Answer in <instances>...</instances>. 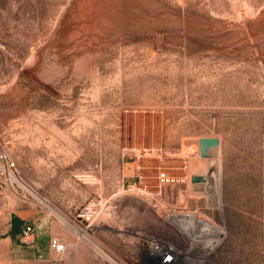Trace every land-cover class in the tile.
Listing matches in <instances>:
<instances>
[{
  "label": "rangeland",
  "instance_id": "1",
  "mask_svg": "<svg viewBox=\"0 0 264 264\" xmlns=\"http://www.w3.org/2000/svg\"><path fill=\"white\" fill-rule=\"evenodd\" d=\"M0 145L52 209L0 194V264H143L173 210L218 226L189 262L264 264V0H0Z\"/></svg>",
  "mask_w": 264,
  "mask_h": 264
},
{
  "label": "built area",
  "instance_id": "2",
  "mask_svg": "<svg viewBox=\"0 0 264 264\" xmlns=\"http://www.w3.org/2000/svg\"><path fill=\"white\" fill-rule=\"evenodd\" d=\"M6 189H11L13 193L18 195L23 200L31 202L33 204H40V207L46 210H50V204L43 199L37 191L27 184L19 175L16 162L12 159L9 153L0 145V194L3 193ZM49 211V212H50ZM54 212V211H53ZM178 212L181 217H184V221L187 222L188 218H190L189 213L190 211H169L167 212L168 216H165L169 222L178 227L183 226L181 221L183 220H176L174 221L169 217L170 214ZM198 214V213H197ZM58 215H60L58 213ZM171 216V215H170ZM206 222H211L208 220L204 215L198 214L197 219L194 222V227L198 232H201L204 224ZM33 227L28 225L25 229V234L31 238L33 235ZM137 234L140 236V239L145 246V251L142 257L143 264H180L182 260H187V249L191 246L198 248V252L205 251L206 255L208 254V250L213 249L215 244L212 239V235L210 232L204 233L201 232V236L196 240L190 241V246L187 247L186 245L180 246L176 243L159 237L152 233H139ZM209 240V241H208ZM198 241V242H196ZM204 241H207L205 243ZM92 248L95 250L96 253L104 256L106 260H108L111 264H118L110 255H108L101 247L97 244L93 243L92 241L89 242ZM50 246L54 251L56 258L58 260L63 259V255L67 250V244L58 236H53L50 239ZM197 251V249H196ZM200 255V253H199Z\"/></svg>",
  "mask_w": 264,
  "mask_h": 264
},
{
  "label": "bare ground",
  "instance_id": "3",
  "mask_svg": "<svg viewBox=\"0 0 264 264\" xmlns=\"http://www.w3.org/2000/svg\"><path fill=\"white\" fill-rule=\"evenodd\" d=\"M202 158H204V159H201L200 161H199V167H198V171L200 172H204V171H206V172H208V176L211 174V176H213L212 177V179L210 178V180H211V182L215 179L216 181H214V182H212V186H211V190L210 191H212V192H214L215 190H216V192L217 191H219V188H218V186H219V184H218V182H219V179H216L217 178V176H218V174H217V172H216V170H217V168H218V163L216 162V159H214L213 157H209V156H202ZM206 161H208V163H206ZM214 169H215V171H214ZM199 174V173H198ZM217 194H218V192H217ZM215 202V201H214ZM57 212V211H56ZM190 215V218H188L187 220V222H185L183 219H184V217H181V219H180V214H172L171 216H170V218L171 219H173L174 221H176V220H183V221H181V223H182V225L183 226H180V228L183 230V232L187 235V237H189L191 240H196V236H195V234L193 233V229H194V222H195V220L197 219V216L196 215H192V214H189ZM210 219V218H209ZM206 224H208V226L210 227V234H213V231H216L217 230V228H218V226L216 225V224H214L213 222H206L204 225H206ZM204 228V227H203ZM202 228V229H203ZM221 230H219L218 232H220ZM80 232L81 231H78V233L80 234ZM80 236L82 237L83 236V233L82 234H80ZM205 242V241H204ZM196 252V250H195V247L194 246H191L190 248H188L187 249V260H182L181 262H180V264H193V262L191 263V262H189L188 261V259L192 256V255H194V253ZM198 251V250H197ZM201 253H203V254H205L206 252L205 251H200V254ZM191 259V258H190Z\"/></svg>",
  "mask_w": 264,
  "mask_h": 264
},
{
  "label": "crops",
  "instance_id": "4",
  "mask_svg": "<svg viewBox=\"0 0 264 264\" xmlns=\"http://www.w3.org/2000/svg\"><path fill=\"white\" fill-rule=\"evenodd\" d=\"M27 207H28L27 208L28 210H26L28 212L26 213L27 218L28 220H31L36 224L37 234L40 232V228L42 230L46 228L48 224L51 225L53 223V221L50 220V218L45 214L44 211L38 210L34 206H30V205Z\"/></svg>",
  "mask_w": 264,
  "mask_h": 264
},
{
  "label": "water",
  "instance_id": "5",
  "mask_svg": "<svg viewBox=\"0 0 264 264\" xmlns=\"http://www.w3.org/2000/svg\"><path fill=\"white\" fill-rule=\"evenodd\" d=\"M220 145V139L218 137L203 136L199 138V149L200 155L206 156L214 149H218ZM193 181L196 182L198 179L196 175L192 177Z\"/></svg>",
  "mask_w": 264,
  "mask_h": 264
}]
</instances>
